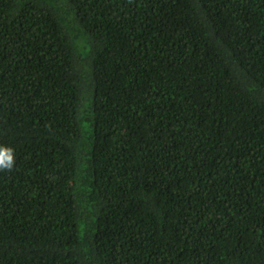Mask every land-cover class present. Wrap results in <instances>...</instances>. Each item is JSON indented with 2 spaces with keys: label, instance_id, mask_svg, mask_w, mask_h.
Returning <instances> with one entry per match:
<instances>
[{
  "label": "trees",
  "instance_id": "1",
  "mask_svg": "<svg viewBox=\"0 0 264 264\" xmlns=\"http://www.w3.org/2000/svg\"><path fill=\"white\" fill-rule=\"evenodd\" d=\"M0 264H264V0H0Z\"/></svg>",
  "mask_w": 264,
  "mask_h": 264
},
{
  "label": "clouds",
  "instance_id": "2",
  "mask_svg": "<svg viewBox=\"0 0 264 264\" xmlns=\"http://www.w3.org/2000/svg\"><path fill=\"white\" fill-rule=\"evenodd\" d=\"M15 164L14 152L11 148L0 146V171H11Z\"/></svg>",
  "mask_w": 264,
  "mask_h": 264
}]
</instances>
